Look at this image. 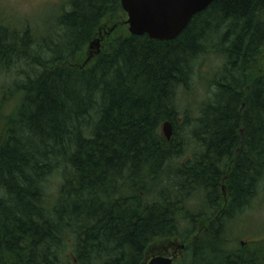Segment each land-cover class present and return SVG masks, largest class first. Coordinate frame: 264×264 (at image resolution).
I'll return each mask as SVG.
<instances>
[{"label":"trees","instance_id":"16d2710c","mask_svg":"<svg viewBox=\"0 0 264 264\" xmlns=\"http://www.w3.org/2000/svg\"><path fill=\"white\" fill-rule=\"evenodd\" d=\"M67 7L0 15V264H144L156 240L264 264V239L225 248L264 201V0H214L171 41L131 35L120 0Z\"/></svg>","mask_w":264,"mask_h":264},{"label":"rangeland","instance_id":"374dc122","mask_svg":"<svg viewBox=\"0 0 264 264\" xmlns=\"http://www.w3.org/2000/svg\"><path fill=\"white\" fill-rule=\"evenodd\" d=\"M69 0H0V15L5 19L10 21V23L19 24L25 22L30 29L39 30L42 28L43 21H52V17L56 15L59 9H68L67 3ZM101 44V42H100ZM100 50V46H99ZM95 49H90L89 52L93 53ZM218 61L214 60V57L211 58L208 56L204 60L202 68L209 70V67H214L217 65ZM203 68V69H204ZM194 102L199 101L202 93H205V86L200 84H194ZM184 104L186 103L182 99ZM14 105V102L11 101L6 107L7 112H9ZM50 192L54 193L55 191V181L50 183ZM225 192V191H224ZM222 190V194L224 195ZM264 192L261 191L260 197H264ZM233 233L229 234L228 240L229 243L225 245V248L228 252L230 250H235L239 248H248L251 249L254 246L255 242L264 239V201L262 198L256 200L255 208L250 212H247L246 215L240 217L236 224H234ZM231 236V238H230ZM232 238H236V241H232ZM172 242L170 241H159L151 243L146 251V257L144 264H149V262L156 258L154 255L158 252H167L168 247H170ZM176 245V244H174ZM177 246V245H176ZM177 252H180V246L177 247ZM182 249V248H181ZM64 252L72 258V238L68 237L64 242L63 247ZM182 254H179V257L174 261L170 259L171 264H177L180 260Z\"/></svg>","mask_w":264,"mask_h":264},{"label":"water","instance_id":"95a60500","mask_svg":"<svg viewBox=\"0 0 264 264\" xmlns=\"http://www.w3.org/2000/svg\"><path fill=\"white\" fill-rule=\"evenodd\" d=\"M214 0H120L122 11L126 14L125 24L133 36L146 35L156 41L175 39L199 12L207 9ZM95 49L89 53L85 63L99 52V39L89 45ZM167 140L172 136V125L162 126ZM149 264H171L170 259L154 258Z\"/></svg>","mask_w":264,"mask_h":264},{"label":"flooded vegetation","instance_id":"af4514ba","mask_svg":"<svg viewBox=\"0 0 264 264\" xmlns=\"http://www.w3.org/2000/svg\"><path fill=\"white\" fill-rule=\"evenodd\" d=\"M175 243H172L170 247H168L167 252H158L154 255V257L157 258H172V260L174 261L175 259H177L179 257V254H182V251L184 250L183 248L179 249L180 252H177V246L174 245ZM172 261V264L174 263Z\"/></svg>","mask_w":264,"mask_h":264}]
</instances>
